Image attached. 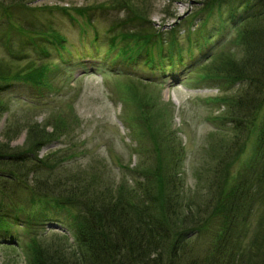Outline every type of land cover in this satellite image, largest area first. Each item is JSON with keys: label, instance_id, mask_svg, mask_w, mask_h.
<instances>
[{"label": "trees", "instance_id": "16d2710c", "mask_svg": "<svg viewBox=\"0 0 264 264\" xmlns=\"http://www.w3.org/2000/svg\"><path fill=\"white\" fill-rule=\"evenodd\" d=\"M198 3L201 10L209 11L219 4H235L225 18L234 25L231 44L240 50L239 54H216L200 74L202 81L217 80L222 93L237 84L230 95L211 98L221 101L225 107L221 119L230 126L222 137L210 142L207 156L211 160L201 164L211 167L209 163L216 161L206 198L186 196L183 188L179 192L175 186L183 146L179 143L175 150L170 139L173 132L154 124L152 101L139 107L146 128L141 135L147 136L150 146L144 147L140 136L135 148L140 157L149 160L129 168V179H115L100 168L70 172L64 164L70 158L68 149L39 156L41 147L67 128L59 117L53 124L34 122L28 125L24 146L16 148L9 141H0V231L5 236L10 231L14 234L17 225L28 229L30 240L22 249L26 264H264V211L247 236L250 214L264 204V118L258 122L264 108V0ZM9 4L0 0V10L5 12ZM114 6L127 7L128 11L108 26L111 49L121 41L119 53L132 60L147 45L155 48V54L152 49H144L148 64L159 61L157 66L164 69L166 59L169 67L183 63L182 54L172 50L176 45V33L171 30L174 26L158 30L146 20L144 7H133L126 0ZM27 33L39 52L48 53L44 42L66 48L64 35L51 26ZM13 50L14 60L28 57L21 48ZM30 63L15 71L0 60V82L7 85L20 79L38 86L46 84L43 75L47 66ZM2 110L0 105V113ZM49 125L50 132L46 130ZM229 132L232 135L228 139ZM252 133L255 146L247 164L236 175L229 173L233 160L244 149L245 138ZM201 174L204 176L197 172L199 179ZM178 214L182 218L175 222ZM49 219L67 220L73 236L71 244L61 234L45 236L37 229ZM204 234L209 235L206 249L197 244Z\"/></svg>", "mask_w": 264, "mask_h": 264}, {"label": "rangeland", "instance_id": "374dc122", "mask_svg": "<svg viewBox=\"0 0 264 264\" xmlns=\"http://www.w3.org/2000/svg\"><path fill=\"white\" fill-rule=\"evenodd\" d=\"M107 1L110 0H2L11 4L5 12L0 10V60L15 71L24 69L30 62L46 65L47 69L44 85L20 79L11 80L9 85L0 82V105L3 106L0 141L22 147L29 124H53L54 118L59 117L66 124V132L43 145L39 156L68 149L70 158L64 164L70 172L100 168L115 179H129V168L138 161L144 160L147 164L149 160L140 157L135 148L139 146L140 136L143 146H150L147 136L141 135L146 128L139 107L145 101H152L154 124L173 132L170 139L175 150L179 149V143L183 146L175 186L179 192L183 188L186 196L204 199L216 161L209 163L211 167L201 164L211 160L207 156L210 142L222 137L230 126L221 119L225 111L221 101L211 98L230 95L237 84L227 92L223 89L222 93L217 80L202 81L200 74L216 54L240 52L231 44L234 25L225 18L235 4H219L209 11L200 9L199 0H126L133 7H144L149 19L146 20L158 30L174 26L171 30L176 33V45L172 50L182 54L183 63L169 67L166 59L161 69L157 66L159 61L153 64L145 61L144 49H152L154 53L153 47L144 45L140 56L132 60L119 53L121 41L116 42L117 48H110L108 26L117 17L123 18L128 9L114 6L124 0L102 7ZM250 5L254 7L253 2ZM45 25L64 35L66 48L43 41L48 53L38 51L27 31ZM12 48L23 49L28 57L14 60L16 52ZM263 118L264 108L258 122ZM51 129L52 125L46 127L48 132ZM226 135L229 139L232 133ZM254 138L253 133L249 139L245 138L244 149L233 160L229 173L236 175L247 164L255 146ZM198 171L204 173L200 179ZM263 209L264 204L250 214L247 236L252 234ZM181 218L182 214H178L173 220L179 222ZM37 229L45 236L55 232L67 237L70 244L73 241L65 219L57 222L49 219ZM2 234L0 231V264H26L22 249L30 240L28 229L17 225L14 234L12 231L9 235ZM208 239L209 235L204 234L197 244L206 249ZM3 240L14 244L4 245Z\"/></svg>", "mask_w": 264, "mask_h": 264}]
</instances>
